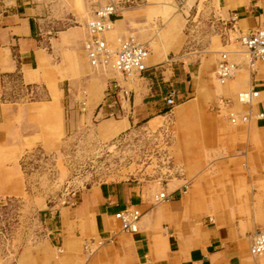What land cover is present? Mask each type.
Listing matches in <instances>:
<instances>
[{
  "label": "rangeland",
  "instance_id": "1",
  "mask_svg": "<svg viewBox=\"0 0 264 264\" xmlns=\"http://www.w3.org/2000/svg\"><path fill=\"white\" fill-rule=\"evenodd\" d=\"M114 1L121 13L119 18H124V11L128 14L124 15V24H118L110 34L115 45L120 35L136 31L140 42L148 45L158 60L172 62L179 79L183 77V64L192 62L195 72L210 65L205 81L195 79L194 99L180 106L176 102L169 105L154 121L137 120L129 109L116 117L99 114L100 107L96 112V106L108 83L119 80L133 96L145 74L124 83L115 67L106 71L90 66L82 48L84 38L73 46H61L66 50L54 57L59 62L56 69L47 68L46 88L52 95L54 87L62 89L69 83L79 108L76 116L67 111L63 120L56 109H38L34 122L41 127V134L27 139L23 148L14 145L0 152V264H85L86 254L99 250L103 240L81 241L79 261H62V250L49 239L47 214L67 204L70 196L107 182L136 178L141 183L155 182L161 191L163 182L187 172L189 178H199L206 188L201 190L207 199L204 201L216 210L228 206L231 198L252 200L262 193L264 202V137L242 130L240 123L244 120L232 125L223 111H218L220 115L214 112L221 98L235 97L229 92L218 93L214 84L220 54L232 49L238 51L240 60L245 57V48L237 39L240 34L229 30L231 25L219 8V0H173L168 7L160 0ZM6 2L9 0H0V8ZM60 2L71 8L84 30L90 15L89 0ZM54 18L60 24L50 22V37L75 24L58 14ZM44 95L45 90L42 95L40 91L27 92L23 97L34 100ZM186 106V114L178 112ZM124 118L129 121L124 130L114 133L101 128L103 121ZM229 185L237 187L228 190ZM256 264L262 263L259 260Z\"/></svg>",
  "mask_w": 264,
  "mask_h": 264
},
{
  "label": "crops",
  "instance_id": "2",
  "mask_svg": "<svg viewBox=\"0 0 264 264\" xmlns=\"http://www.w3.org/2000/svg\"><path fill=\"white\" fill-rule=\"evenodd\" d=\"M172 2L173 0L159 1L165 7L171 6ZM219 8L227 14V22L232 13L238 14L237 26L242 32L244 29L250 32L264 27V0H219ZM0 10L1 152L14 145L23 148L27 139H34L41 134V127L34 122L38 109H56L62 120L67 111L76 116L79 102L69 83L66 87L62 86V89L54 87L52 95L46 88L47 72L51 68L56 69L59 63L55 62L54 57L66 50L60 49L61 46H73L77 40L84 38L82 48L90 66L106 71L115 69L111 66L94 67L91 64L84 50V42L88 37L86 24L83 30L77 15L71 13V8L61 4L60 0H9ZM60 10L67 11L61 13ZM88 11L90 15L87 20L92 17L91 7ZM56 14L62 20L68 19L75 24L67 25L55 32L58 35L50 37L48 33L53 28L50 22L60 24L59 19L54 18ZM120 15L121 13L115 17L112 29L103 34L109 45H113H110L112 48L117 45L111 41L110 34L118 24H124L125 16L128 17L126 11L123 12L124 18H119ZM130 35L139 40L135 31L120 35L115 43L119 45L122 39ZM225 47L222 45V48ZM237 52L232 49L222 51L216 64L217 68L218 62L226 53L230 63L236 67L232 77L224 81L216 76V68L214 71V84L218 93L235 94V97H225L231 99L232 103L223 109V113L227 118L231 110L238 114L250 113L252 117L240 123L241 129L251 135L258 133L264 137V120H257L254 116L258 110L264 111V61L252 64L246 49L243 53L245 57H241L243 60H240ZM158 59L154 53H150L141 86L133 92V114L137 120L145 119L148 122L161 116L169 107L166 97L173 89L176 90L177 105L192 101L197 92L194 80L199 78L200 82H204L210 66L205 64L202 69L199 67L196 74L195 67L191 66L192 62L183 64L180 74L185 78L179 79L173 71L172 62L166 64ZM115 71L120 74L124 83H131L137 78H125L124 74ZM107 85L101 90L103 97L99 95L102 100L97 104L96 112L106 101ZM122 85L126 88L125 84ZM251 87L259 90L258 99L253 105L240 102L238 94ZM44 90V97L34 100L23 97L27 92L40 91L42 95ZM13 94L15 95L12 97ZM187 108L188 106L180 108L178 112L186 114ZM214 112L220 115L217 109ZM101 113L106 114L103 110H100L99 114ZM103 123L104 121L101 128L108 131ZM114 123L123 127L119 131L129 125L127 118ZM247 123L249 124L245 125ZM64 127L66 129V124ZM109 131L115 133L114 130ZM25 151L27 149L20 155ZM202 185L199 178H189L187 172L177 174L163 182L169 195L164 201L156 199L159 189L155 182L141 183L136 178L87 187L70 196L67 204L48 212L49 239L62 250V261L65 262L79 261L82 255L81 241L91 239L93 242L99 237L103 240V246L86 254L85 264H256L259 260L264 264V255L255 256L251 252L253 233L264 229L263 194L252 200L231 198L228 206L216 210L212 203L204 201L207 199L203 198L201 190L206 191V188ZM236 187L229 185L228 190ZM129 206L141 213L136 233L122 231L120 221L115 217L118 211ZM95 244L94 242L91 246Z\"/></svg>",
  "mask_w": 264,
  "mask_h": 264
},
{
  "label": "built area",
  "instance_id": "3",
  "mask_svg": "<svg viewBox=\"0 0 264 264\" xmlns=\"http://www.w3.org/2000/svg\"><path fill=\"white\" fill-rule=\"evenodd\" d=\"M89 3L92 17L86 22L88 37L84 42V48L91 64L94 66L112 64L119 72L124 74L125 78L141 76L148 67L147 59L150 53L148 48L133 35L122 39L116 48H112L111 46L113 45L110 44V46L103 36L106 30L112 29L114 18L119 15L117 3L112 0H89ZM231 19L234 23L229 27V30L240 34L237 39L246 49L251 63L255 64L264 61V27L243 33L237 26L238 14L232 13ZM236 66L238 65L236 64ZM231 67L233 66L226 53L223 54L216 69L221 80L225 81L232 75ZM122 86L118 80H112L108 83L106 101L100 105V110L112 117L121 116L127 109L133 112L132 92L129 88H123ZM259 93V90L251 87L241 92L240 98L244 104L253 105L252 103L258 99ZM175 95L176 90L173 89L169 92L166 97L168 105L173 106L175 104ZM231 101V99L221 98L215 108L218 111H223L224 108L231 105ZM254 116H256L257 120H264V111L258 110ZM251 117L250 113L238 114L234 110H231L228 116L229 120L234 124L243 120L246 122ZM168 198L169 195L164 187L156 196L158 201H164ZM115 217L120 221L122 231L129 233L138 232L141 213L136 208L132 206L125 207L118 211ZM251 252L255 256L264 255V229L258 230L253 235Z\"/></svg>",
  "mask_w": 264,
  "mask_h": 264
},
{
  "label": "bare ground",
  "instance_id": "4",
  "mask_svg": "<svg viewBox=\"0 0 264 264\" xmlns=\"http://www.w3.org/2000/svg\"><path fill=\"white\" fill-rule=\"evenodd\" d=\"M232 16V15H231ZM114 21H115V18H114ZM234 22L232 21V19H231V17H230V21H229V24H233ZM107 31H109V30H106L105 32H107ZM104 32V33H105ZM103 33V34H104ZM146 46V45H145ZM147 47V46H146ZM148 48V47H147ZM84 50H85V48H84ZM148 50H149V48H148ZM150 51V50H149ZM86 52V51H85ZM87 55V54H86ZM149 55H150V53H149ZM227 55V54H226ZM147 61H148V59H147ZM256 64V63H255ZM99 66H101V65H99ZM103 66H113L114 67V65H112V64H106V65H103ZM232 66L233 67H231V70H232V75L230 76V77H232L233 75H234V73H235V69H236V67H235V65H233L232 64ZM216 74H217V72H216ZM217 76L219 77V75L217 74ZM229 77V78H230ZM107 90H108V88H107ZM107 90H106V94H107ZM244 92V91H243ZM241 93V92H240ZM246 97H248V96H246ZM238 100L240 101V102H243V100L240 98V94H239V97H238ZM117 125V124H116ZM115 125V123L114 122H108V121H104V123H103V126H104V128L106 129V130H120L121 128H123V127H118V126H116ZM245 164V163H244ZM260 230V229H259ZM256 232H258V230L256 231ZM255 232V233H256ZM254 233V234H255ZM253 234V235H254ZM252 238H253V236H252ZM251 245H252V240H251Z\"/></svg>",
  "mask_w": 264,
  "mask_h": 264
}]
</instances>
